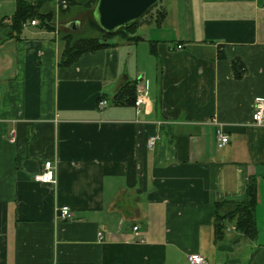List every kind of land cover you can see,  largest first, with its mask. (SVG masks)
Segmentation results:
<instances>
[{
	"label": "crops",
	"instance_id": "0c3cea01",
	"mask_svg": "<svg viewBox=\"0 0 264 264\" xmlns=\"http://www.w3.org/2000/svg\"><path fill=\"white\" fill-rule=\"evenodd\" d=\"M16 1L0 0V264H190L195 252L206 264H264V124L252 120L264 99V0H160L136 40L67 65L57 31L80 28L85 10L27 0L61 25L36 19L10 37ZM128 81L147 90L139 112L112 103ZM46 160L54 184L32 178ZM250 180L256 236L228 223L216 241V210H231Z\"/></svg>",
	"mask_w": 264,
	"mask_h": 264
},
{
	"label": "trees",
	"instance_id": "16d2710c",
	"mask_svg": "<svg viewBox=\"0 0 264 264\" xmlns=\"http://www.w3.org/2000/svg\"><path fill=\"white\" fill-rule=\"evenodd\" d=\"M96 1L97 0H67V7L60 10L62 11L61 13H66L73 5L83 9L90 8V17L87 22L92 29L99 32L97 36H76L74 33L70 32L61 34L60 38L64 41V48L59 61L60 65L70 64L84 52L95 51L99 48L110 46L120 40H136L138 37L133 34L137 25L146 15L158 6V4L155 5L148 10L139 21L127 27H119L113 32H105L99 28L92 16ZM32 19H38L42 28L47 30L53 29V12H40L39 2L31 3L27 0H17L16 10L10 17L8 36H19L22 31V24ZM232 66L234 76L236 78L241 77L245 70L242 62L236 59L233 61ZM135 96L136 83L128 81L121 85L113 94L112 103L133 105ZM102 98L103 97H100L99 100H102ZM256 202V185L250 180L246 186L244 197L240 200L232 201L233 207L231 210L224 214H222L219 209L216 210L214 217L215 240L219 241L223 238L228 223H231L233 229L239 234L248 238H254L257 234L254 216Z\"/></svg>",
	"mask_w": 264,
	"mask_h": 264
},
{
	"label": "built area",
	"instance_id": "2783aa9c",
	"mask_svg": "<svg viewBox=\"0 0 264 264\" xmlns=\"http://www.w3.org/2000/svg\"><path fill=\"white\" fill-rule=\"evenodd\" d=\"M56 6L58 9H64L67 7L68 2L67 0H55ZM264 9V6H263ZM30 24H37L38 21L36 19H32L30 21H26L23 23L24 25ZM177 48H181V45H177ZM147 97V90L143 86H137L136 87V96L134 99V106L136 108V111L139 112L141 110V106L145 103ZM107 104V101L102 99L99 102L100 107H105ZM252 120L255 125H262L264 124V99L257 98L253 105V111H252ZM9 140L11 142L15 141V133L14 131H11ZM158 139V136L156 135H150L147 139V147L152 148L154 144L156 143V140ZM229 136L224 133V131L221 128L216 129V142L218 147H222L226 143H228ZM32 178L36 182H40L43 184H54L56 182V167L55 164L50 161L46 160L43 163L42 168L33 173ZM59 210V216L61 218H67L70 217V208L67 205H62ZM133 230H137L138 226L134 225L132 226ZM140 240H143L142 238ZM187 259L190 264H206V259L203 255L195 252L190 253L187 256Z\"/></svg>",
	"mask_w": 264,
	"mask_h": 264
},
{
	"label": "water",
	"instance_id": "95a60500",
	"mask_svg": "<svg viewBox=\"0 0 264 264\" xmlns=\"http://www.w3.org/2000/svg\"><path fill=\"white\" fill-rule=\"evenodd\" d=\"M159 2L160 0H97L92 16L101 30L113 32L119 27H127L139 21ZM66 26L76 31L79 22L71 21Z\"/></svg>",
	"mask_w": 264,
	"mask_h": 264
},
{
	"label": "rangeland",
	"instance_id": "374dc122",
	"mask_svg": "<svg viewBox=\"0 0 264 264\" xmlns=\"http://www.w3.org/2000/svg\"><path fill=\"white\" fill-rule=\"evenodd\" d=\"M52 4V3H51ZM81 9L77 6H71L70 9L65 13V16H71L72 14H74L78 9ZM85 10V13L82 15L81 14V23H80V28L76 31H73L72 29L70 30H65L63 32H60V34L58 33V26L61 25V22L60 21H54L52 22V25H53V29H55V31H57V35H61L63 33H67V32H70V33H74L76 36H85V35H92V36H97L99 35V32L97 30H94L92 29V27L88 24V19L90 17V11L91 9H84ZM63 17V16H62ZM79 17V16H78ZM58 24V26L56 25Z\"/></svg>",
	"mask_w": 264,
	"mask_h": 264
}]
</instances>
